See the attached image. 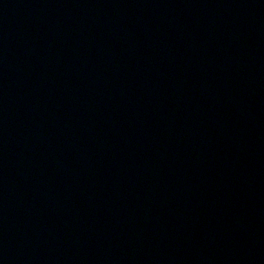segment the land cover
Here are the masks:
<instances>
[{
	"label": "water",
	"instance_id": "95a60500",
	"mask_svg": "<svg viewBox=\"0 0 264 264\" xmlns=\"http://www.w3.org/2000/svg\"><path fill=\"white\" fill-rule=\"evenodd\" d=\"M0 264H264V0H0Z\"/></svg>",
	"mask_w": 264,
	"mask_h": 264
}]
</instances>
